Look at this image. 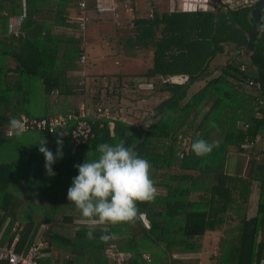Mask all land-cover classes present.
<instances>
[{
    "label": "trees",
    "instance_id": "16d2710c",
    "mask_svg": "<svg viewBox=\"0 0 264 264\" xmlns=\"http://www.w3.org/2000/svg\"><path fill=\"white\" fill-rule=\"evenodd\" d=\"M82 1L0 0V247L16 241L15 251L20 253L39 239L46 240L52 256L41 264H116L105 255V247L112 244L132 255L130 264H144V253L154 264H200L197 259L175 258L203 253V238L218 230L221 239L210 261L260 264L264 165L254 154L264 156V109L259 104L264 101V10L253 51L235 44L253 31L250 12L255 2L232 7L218 0L220 7L215 10L155 12L137 20L134 35L126 37L123 45L133 56L151 50L152 67L141 77L150 84L186 79L163 87L169 97L155 107L150 123L132 124L108 116L92 120L94 139L76 150L73 124L52 133L28 131L17 136L9 122L21 115L41 119L77 111L81 103L103 105L101 91L94 95L82 76L70 74L85 67L79 62L84 37L74 17ZM96 2L90 8L95 9ZM21 14L25 16L22 35L15 37L9 24ZM195 83L201 87L191 93ZM43 138L51 140L46 147L54 156L57 140H62L63 158L52 165L53 176L48 175L39 151ZM197 139L217 147L210 155L197 157L191 149ZM119 140L151 163L158 195L154 203L138 205L145 216L134 225L89 226L68 200V189L79 174L76 165L83 164L90 151L95 159L99 144ZM256 142L260 144L252 149L247 173H229V149L244 152L246 145ZM254 183L259 196L256 213L250 216ZM213 205L226 207L225 218L210 220ZM90 228L93 239L86 235ZM105 229L108 241L100 239ZM0 264L9 263L0 259Z\"/></svg>",
    "mask_w": 264,
    "mask_h": 264
},
{
    "label": "rangeland",
    "instance_id": "374dc122",
    "mask_svg": "<svg viewBox=\"0 0 264 264\" xmlns=\"http://www.w3.org/2000/svg\"><path fill=\"white\" fill-rule=\"evenodd\" d=\"M92 1L93 0H84L86 7L82 13V17L85 19L84 22L86 26L83 31H78V33L84 37L83 47L84 54L86 55V60L84 61V72L88 74L87 78L91 80L89 85L94 86V90L92 89L94 95H96L97 92H100L102 90L101 86H103L102 103L107 107L106 109L112 112L111 117H121L124 121L132 124L140 123L142 125H146L150 123L151 115L153 114L155 107L165 98L169 97V92L167 89L163 91V87L166 84L171 85L173 83L185 82L186 79L183 77H175L161 82H153V84L147 83V79L141 77V75L145 74L147 70L152 67L153 61H151V50H139L136 51L133 56L126 51L123 45L125 38L132 35V32L135 31V26L132 24L133 21L131 19H127L126 26H121L117 41V33H115L114 30H111V27L108 25L103 26V23L102 25H99V23L96 24V18L98 16L93 13V8H90ZM126 1L127 4H131L134 0ZM256 1L257 0H221V3H228L232 7H235L240 3H253ZM178 5H180L179 0H172L171 5L167 3L165 8H163L161 4L158 6L161 7V11H175L174 9L176 7L178 9ZM95 7L97 8V6ZM214 7L215 9L220 7L218 0H216ZM150 9V4L148 3L147 8H142L141 11L144 12L145 15H148ZM178 10L181 11L182 9ZM78 15L80 14L76 11L74 17ZM104 20L106 21L107 19H103V21ZM90 22H93V25ZM183 29L184 28L182 27L180 31ZM102 33L103 35H105L104 33H109L114 37L113 43L110 45H103V48L98 45L99 34ZM99 72H103V79L95 76V74L99 75ZM91 76L97 80L93 79ZM82 78L85 79L84 76ZM199 87H201L200 84L195 83L191 87L190 92H196ZM112 127L113 125H111V128ZM188 142V139L186 143L184 141V162L186 160V151H188ZM258 144L260 143L256 142L253 145L250 144L246 147L244 152H239L236 148L231 147V149H229L230 154L226 164V170L232 174H245V171L247 170L246 168L249 166L251 155L253 154L252 149H254ZM46 145H51V140L48 139ZM252 191L253 194L249 204L250 216L255 215L257 210L259 195L258 183H254ZM209 237L212 239L210 240ZM220 239L221 236L218 230H211L208 232V239H206V244L204 245L205 247H208L209 252L207 253L209 255L207 258L203 259L205 264H214L213 261H210V255L213 254L214 248L219 246L218 242H220Z\"/></svg>",
    "mask_w": 264,
    "mask_h": 264
},
{
    "label": "clouds",
    "instance_id": "9594fccd",
    "mask_svg": "<svg viewBox=\"0 0 264 264\" xmlns=\"http://www.w3.org/2000/svg\"><path fill=\"white\" fill-rule=\"evenodd\" d=\"M9 123L17 136L24 133L25 127L21 120L12 119ZM46 144L43 138L38 147L46 159L48 175L53 176L52 165L57 158H63L62 140H57L59 147L56 156ZM215 147L216 144L204 139H197L191 145L197 157L210 155ZM97 152L95 159L90 158V151L88 159L76 165L79 174L68 189V200L81 213L82 222L89 226L134 225L145 216L138 205L154 203L158 195L151 163L140 157L134 147H126L124 140L115 144H99ZM104 232L100 239L108 241L110 236L107 229ZM86 235L88 239H93V230L90 228Z\"/></svg>",
    "mask_w": 264,
    "mask_h": 264
},
{
    "label": "built area",
    "instance_id": "2783aa9c",
    "mask_svg": "<svg viewBox=\"0 0 264 264\" xmlns=\"http://www.w3.org/2000/svg\"><path fill=\"white\" fill-rule=\"evenodd\" d=\"M86 7L84 1L79 3L78 16L75 19L79 23V31H83L85 28L84 17L82 13ZM24 15L21 14L13 18L9 24V32L15 37L22 35L20 31L21 24L24 20ZM72 18L68 19L71 22ZM86 60V55L84 52L80 55V63L84 64ZM244 69V66L242 67ZM254 81H250V85H253ZM259 88L260 83L256 84ZM260 106L264 109V101L259 102ZM111 117L110 110L105 109L102 105L94 103H81L77 111H70L66 114L59 113L55 116H50L48 118H35L26 115H21L18 120H21L24 124L25 131H47L56 132L57 130H64L73 124L71 129V139L73 143V149L76 150L80 146L85 145L91 139H94L95 132L93 124L95 121H100L103 117ZM112 125V124H111ZM103 127V123L100 124V128ZM12 132H9L11 135ZM248 145H246L247 147ZM16 241L11 245L0 247V259L7 261L9 264H41V260L44 258L51 257L52 254L46 251L48 247V242L46 240L39 239L35 242L26 252H16L15 251ZM105 255L116 262V264H130L132 256L130 254L120 251L116 245L112 244L105 247ZM142 260L144 264H154L152 257L149 253H144L142 255ZM52 264H58L53 261ZM260 264H264V259L261 260Z\"/></svg>",
    "mask_w": 264,
    "mask_h": 264
},
{
    "label": "crops",
    "instance_id": "0c3cea01",
    "mask_svg": "<svg viewBox=\"0 0 264 264\" xmlns=\"http://www.w3.org/2000/svg\"><path fill=\"white\" fill-rule=\"evenodd\" d=\"M179 1H180V5H178L179 6L178 9H180V10L182 9L181 11H179L177 9V7L174 9L175 11H171V10L161 11V9H160L161 7L158 5L161 4L162 7L165 8V5L167 3L169 5H171L172 0H134L133 3H131V4H127L126 0H97V2H96L97 8L93 9L92 11H93V13H95V15L98 16V17L96 16L97 17L96 18V22H97L96 24L99 23V25H102V23H103V26L108 25L109 27H111V30H114L115 33H117L116 39L118 41V38H119L118 33L121 29V26H123V25L126 26V20L127 19H131L133 21L132 24H134V26H135V22L137 20L152 17L155 12L160 15L163 13L172 14L175 12V13H179V14H184L185 12L215 10L214 5L216 3V0H179ZM148 3L150 4L151 9H150L148 15L147 14L145 15L144 12L141 11V9L145 8V7L147 8ZM185 8H187V9H185ZM103 19H107L109 21H107V20L103 21ZM90 23H92V25H93V22H90ZM182 27H183V25L181 26V28ZM134 32L135 31L132 32V36L134 35ZM104 34L105 35H103V33L99 34V38H98V45L102 46L101 48H103V45H110L114 41L113 35H111L109 33H104ZM129 36H131V35H129ZM129 36H127V37H129ZM119 43L121 44L120 41H119ZM85 71H87V70H85ZM99 73H100L99 75L95 74V76L101 77L103 79V72H99ZM70 74H73L75 76H81V75H82V77L84 76L85 77L84 80H85L86 85L91 87V89L94 90V88H93L94 86L89 85V82L91 80H89L87 78L88 74H86V72H84V71H83V73L82 72L81 73L80 72H71ZM91 77L93 79L97 80L93 76H91ZM98 82H100V81H98ZM101 89L103 90V86H101ZM93 90H92V93H93ZM102 90H101V95L103 97ZM254 155H256L257 159L260 160L262 165H264V156H260L257 153H255ZM246 169L247 170L245 171V173H247V171H248V168H246ZM252 194H253V191H252ZM251 197H252V195H251ZM226 212H227V210H226V207L224 205H213L211 207L210 220H212V221L217 220L218 221L219 218H222V217L225 218ZM77 222L80 223V221H77ZM219 233L221 235V232H219ZM206 239H208V233L205 235V237L202 240L203 245L206 244L205 243ZM209 239L211 240L212 238L209 237ZM214 251L216 253L217 248H214ZM207 252H209L208 247H205V250L201 254H197L194 256L193 255L176 256L175 259L178 261H183V262H191V261H194L195 259H197V260H199L200 264H205L203 259L208 257L209 254Z\"/></svg>",
    "mask_w": 264,
    "mask_h": 264
},
{
    "label": "water",
    "instance_id": "95a60500",
    "mask_svg": "<svg viewBox=\"0 0 264 264\" xmlns=\"http://www.w3.org/2000/svg\"><path fill=\"white\" fill-rule=\"evenodd\" d=\"M264 10V0H257L250 12L253 17V31L240 43L235 44L236 48L246 47L247 50H254V41L260 35L262 30L261 13Z\"/></svg>",
    "mask_w": 264,
    "mask_h": 264
}]
</instances>
